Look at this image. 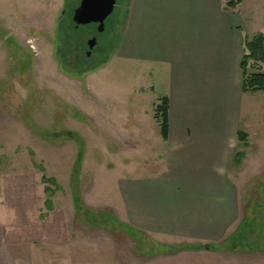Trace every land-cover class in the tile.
I'll return each instance as SVG.
<instances>
[{"label":"rangeland","instance_id":"1","mask_svg":"<svg viewBox=\"0 0 264 264\" xmlns=\"http://www.w3.org/2000/svg\"><path fill=\"white\" fill-rule=\"evenodd\" d=\"M75 2L0 0V264H264V91L243 98L250 138L232 234L193 249L137 231L109 201L120 175L163 168L164 143L137 68L114 54L128 0L90 59Z\"/></svg>","mask_w":264,"mask_h":264},{"label":"crops","instance_id":"2","mask_svg":"<svg viewBox=\"0 0 264 264\" xmlns=\"http://www.w3.org/2000/svg\"><path fill=\"white\" fill-rule=\"evenodd\" d=\"M260 32L264 0L231 9L223 0H128L114 54L137 68L154 108L163 97L167 104L164 134L155 121L163 168L120 175L119 202L109 201L126 225L193 249L232 234L235 164H246L250 138L240 61Z\"/></svg>","mask_w":264,"mask_h":264},{"label":"trees","instance_id":"3","mask_svg":"<svg viewBox=\"0 0 264 264\" xmlns=\"http://www.w3.org/2000/svg\"><path fill=\"white\" fill-rule=\"evenodd\" d=\"M241 1L223 0V3L225 8L231 9L236 7ZM262 62H264V32L253 35L244 43V50L240 61L243 75L242 92L264 91V70L260 65ZM166 104V98L163 97L154 109V117L159 123L161 133L163 134L166 126ZM241 134L245 136V133L241 132ZM240 155L239 153L235 156V162L239 160Z\"/></svg>","mask_w":264,"mask_h":264},{"label":"water","instance_id":"4","mask_svg":"<svg viewBox=\"0 0 264 264\" xmlns=\"http://www.w3.org/2000/svg\"><path fill=\"white\" fill-rule=\"evenodd\" d=\"M116 0H80L78 6L72 10L71 21L76 25L97 22L99 29L103 28L105 18L112 12ZM94 40L88 41L91 48ZM208 248V243L203 245Z\"/></svg>","mask_w":264,"mask_h":264},{"label":"flooded vegetation","instance_id":"5","mask_svg":"<svg viewBox=\"0 0 264 264\" xmlns=\"http://www.w3.org/2000/svg\"><path fill=\"white\" fill-rule=\"evenodd\" d=\"M76 2H75V7L76 6H78V4H79V1L80 0H75ZM74 7V8H75ZM72 22V21H71ZM72 24H73V26L74 27H83V26H89V28L88 29H86V31H85V34L87 35L86 36V41H85V43H86V45H87V49L84 51V57L85 58H88V59H90V58H93V53H92V51L95 49V48H99V47H97L98 46V40H97V37H96V32L97 31H101L103 28H104V24H103V28L100 30L99 29V24L97 23V22H91V23H88V24H84V25H76V24H74L73 22H72ZM94 40V44H93V46L91 47V48H89L88 47V41L89 40ZM100 50V53L102 52V49L101 48H99ZM108 56V55H107ZM106 56H104L103 57V59L105 58ZM93 61H94V59H93Z\"/></svg>","mask_w":264,"mask_h":264}]
</instances>
